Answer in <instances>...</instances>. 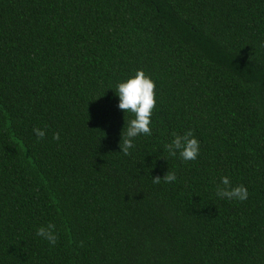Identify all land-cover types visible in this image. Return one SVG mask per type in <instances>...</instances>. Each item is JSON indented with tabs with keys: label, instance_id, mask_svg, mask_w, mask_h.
Wrapping results in <instances>:
<instances>
[{
	"label": "trees",
	"instance_id": "obj_1",
	"mask_svg": "<svg viewBox=\"0 0 264 264\" xmlns=\"http://www.w3.org/2000/svg\"><path fill=\"white\" fill-rule=\"evenodd\" d=\"M137 70L156 104L124 155ZM187 130L196 160L166 150ZM0 264H264V0H0Z\"/></svg>",
	"mask_w": 264,
	"mask_h": 264
},
{
	"label": "clouds",
	"instance_id": "obj_2",
	"mask_svg": "<svg viewBox=\"0 0 264 264\" xmlns=\"http://www.w3.org/2000/svg\"><path fill=\"white\" fill-rule=\"evenodd\" d=\"M154 89L155 82L143 70H137L134 75L116 85L117 107L125 114L131 113L133 116L123 133L122 145L120 143V152L124 155H130V150L134 148V141L138 136L151 134V117L156 104ZM33 131L38 138L45 137L44 130L34 128ZM54 139H60L58 133L54 135ZM166 150L172 156L179 155L183 161L196 160L200 153V142L192 130H187L183 135H175L174 139L166 145ZM161 179L166 183H172L177 177L175 173L167 171L163 178H153L154 182H159ZM248 195L245 186H233L228 176H222L220 184L216 187V196L220 199L244 201ZM36 235L50 245H55L59 238L56 225L52 223L40 227Z\"/></svg>",
	"mask_w": 264,
	"mask_h": 264
}]
</instances>
